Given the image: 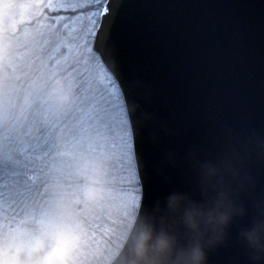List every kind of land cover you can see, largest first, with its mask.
Wrapping results in <instances>:
<instances>
[{"label": "water", "instance_id": "obj_1", "mask_svg": "<svg viewBox=\"0 0 264 264\" xmlns=\"http://www.w3.org/2000/svg\"><path fill=\"white\" fill-rule=\"evenodd\" d=\"M118 2L112 55L101 60L132 126L143 207L188 187L186 167L162 164L169 148L214 150L264 131V0ZM254 170L264 187V165ZM237 233L209 264H248Z\"/></svg>", "mask_w": 264, "mask_h": 264}, {"label": "clouds", "instance_id": "obj_2", "mask_svg": "<svg viewBox=\"0 0 264 264\" xmlns=\"http://www.w3.org/2000/svg\"><path fill=\"white\" fill-rule=\"evenodd\" d=\"M50 81L49 104L57 111L69 107L71 88L59 78ZM99 144L95 153L78 155L76 183L53 177L49 203L22 239L0 236V264H78L86 227L79 209L109 205L120 195ZM162 164L186 167L188 187L128 212L103 264H209L210 253L230 242L234 226L248 264H264V187L254 170L264 165V131L228 135L214 150L193 146L181 155L169 148Z\"/></svg>", "mask_w": 264, "mask_h": 264}, {"label": "snow or ice", "instance_id": "obj_3", "mask_svg": "<svg viewBox=\"0 0 264 264\" xmlns=\"http://www.w3.org/2000/svg\"><path fill=\"white\" fill-rule=\"evenodd\" d=\"M53 3L59 5L55 11L77 14L88 9L96 15V31L92 34L96 52L93 55L100 69L96 78L104 89L99 95L82 94L69 107L57 111L43 101L42 88L22 96L11 82L6 86V98L0 99V145H4L0 147V229L4 218L8 219L9 229L6 236L0 230V236L12 242L22 239L30 227L24 225H34L45 211L53 186L50 162L54 155L64 154L59 151L62 137H72L89 153H95L102 140L106 158L119 161V180L116 177L111 180L120 195L109 205L79 209L86 227L85 243L77 259L78 264H89V249L98 247L90 233L100 226L93 221L112 223L113 229L105 231L117 240L116 225L139 204L140 179L132 126L123 107L119 85L109 78L101 60L106 61L112 55L121 3L118 0H49V7ZM65 167L68 171L62 172L58 179L72 185L78 180L74 173L76 162ZM113 205L123 208L118 221L113 220L110 210ZM21 213L26 219L12 227L13 220ZM113 244L108 240V250Z\"/></svg>", "mask_w": 264, "mask_h": 264}, {"label": "rangeland", "instance_id": "obj_4", "mask_svg": "<svg viewBox=\"0 0 264 264\" xmlns=\"http://www.w3.org/2000/svg\"><path fill=\"white\" fill-rule=\"evenodd\" d=\"M58 7L59 5L55 3L49 7V0H0V64L11 67L10 71L4 73L5 77L3 76L4 79L1 81L3 88L0 89V99L6 98V86L11 82L16 90L18 88L20 91L21 89L26 91L23 96H27L36 88L44 89L43 101L49 104L46 98V85L51 82L50 78L52 80L59 78L64 86L70 87L74 95L73 100L78 99L77 95L79 97L82 94L99 95L103 91L104 85L96 78L100 69L97 67L99 62L95 59L93 55L95 52L92 49V34L96 30L95 14L88 15L91 11L88 9L77 14L55 11ZM103 68L109 78L113 79L104 65ZM16 73L17 75H14ZM75 73L77 75L73 79ZM12 76L15 79L11 80ZM26 81L33 83L34 86L27 85ZM79 88L81 90L75 92V89ZM123 107L125 109L124 102ZM62 138L65 142L61 144L59 151L64 154L54 155L50 162L51 175L67 185L58 178L62 172L68 171L65 165L75 163L81 150L85 149L72 137ZM107 165L109 178L116 177L118 181L121 175L118 171L119 161L107 159ZM76 182L74 180L73 184ZM110 210L113 213V220L118 221L123 208L113 205ZM21 219H26L23 213L13 220L12 227H16ZM93 223L100 224L90 233L98 247L89 249V264H103L109 247L108 240L116 242L111 233L105 231L113 229V224L99 221ZM24 226L31 225L27 223ZM8 229V219L4 218L0 230L6 236Z\"/></svg>", "mask_w": 264, "mask_h": 264}, {"label": "trees", "instance_id": "obj_5", "mask_svg": "<svg viewBox=\"0 0 264 264\" xmlns=\"http://www.w3.org/2000/svg\"><path fill=\"white\" fill-rule=\"evenodd\" d=\"M96 55H97V54H96ZM2 60L4 61V59H2ZM0 67H1V68H0V89H1V88H3V86L1 85V81H2V80L4 79V77H5V76H4V73L6 74L8 71H10V68H11V67H10V66H7L6 64H0ZM12 73H13V72H12ZM14 75H17V73L14 74ZM76 75H77L76 73L73 74V79H75L74 76H76ZM3 76H4V77H3ZM13 78L15 79V77L12 76L11 80H13ZM77 79H78V77H77ZM16 81L19 82V80H16ZM26 82H28L27 85L34 86L33 83H30L29 81H26ZM16 85H17V84H16ZM82 89H83V87H82ZM80 90H81V88H79V89H75V92H76V91H80ZM4 91H5V90H4ZM17 91H18L22 96H23V95L25 94V92H26V91H24V89H23V90L21 89V91H20L18 88H17ZM23 91H24V92H23ZM82 91H83V90H82ZM4 94H5V93L3 92V95H4ZM72 95H73V92H72ZM73 96H74V95H73ZM75 96H76V95H75ZM77 97L79 98L78 95H77ZM70 138H71V137H70ZM62 139H63V138H61V140H60V144H62L63 142H65V140L62 141ZM68 139H69V138H68ZM68 139H67V140H68ZM67 140H66V141H67ZM78 150H79V149H78ZM78 150H77V151H78ZM81 151L83 152V151H85V150L82 149ZM110 174H111V173H110Z\"/></svg>", "mask_w": 264, "mask_h": 264}, {"label": "flooded vegetation", "instance_id": "obj_6", "mask_svg": "<svg viewBox=\"0 0 264 264\" xmlns=\"http://www.w3.org/2000/svg\"><path fill=\"white\" fill-rule=\"evenodd\" d=\"M91 14H94L92 10H91V11H89L88 15H91ZM95 18H96V20H95V21H96V24H97V17H96V15H95ZM95 31H96V30H95Z\"/></svg>", "mask_w": 264, "mask_h": 264}]
</instances>
